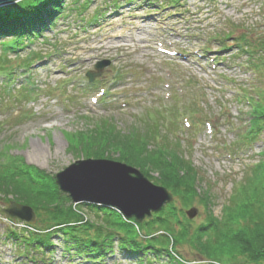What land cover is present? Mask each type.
I'll return each mask as SVG.
<instances>
[{"label": "rangeland", "instance_id": "1", "mask_svg": "<svg viewBox=\"0 0 264 264\" xmlns=\"http://www.w3.org/2000/svg\"><path fill=\"white\" fill-rule=\"evenodd\" d=\"M110 1L88 5L83 21L65 12L40 37L23 41L20 51L2 53L0 46V160L17 156L54 181L72 162L93 158L73 150L69 134L90 133L105 123L126 131L156 118L160 134L177 139L201 176L198 186L212 199L206 207L197 196L184 200L168 190L179 219H188L184 211L192 207L197 209L188 219L193 223L206 212L225 219L229 197L264 148L263 133L233 150L243 144L250 123V106L239 94L251 101L258 91L264 103V0H179L175 7L131 0L116 9L108 7ZM238 36L255 51H239ZM27 59L37 61L27 66ZM102 61L108 64L89 85L85 73ZM115 157L112 152L103 159L119 161ZM144 176L158 185L153 176ZM8 204L0 200V264H138L115 242L112 253L97 263L63 252L57 236L47 250L23 247L6 235L26 228L5 218L1 209ZM82 210L83 219L93 217ZM183 248L177 254L197 264L196 255ZM165 258L151 264H164ZM149 259L152 255L141 260ZM225 260L239 264V257Z\"/></svg>", "mask_w": 264, "mask_h": 264}, {"label": "trees", "instance_id": "2", "mask_svg": "<svg viewBox=\"0 0 264 264\" xmlns=\"http://www.w3.org/2000/svg\"><path fill=\"white\" fill-rule=\"evenodd\" d=\"M68 1L20 0L0 7L2 53L20 51L23 41L29 43L40 37L65 12L76 15L79 21L85 20L83 11L95 2L70 0L67 5ZM122 1L131 2L111 0L108 7L116 9ZM141 1L144 5L159 2L164 7L179 6V0L165 3L162 0ZM98 13L92 20L97 21ZM222 38L221 43L228 36L225 34ZM237 41L239 51H255V47L244 37L238 36ZM28 59L23 61L27 66L37 61L28 63ZM239 97L250 106V123L248 132L241 138L243 144L235 145L233 150L247 147L249 142H254L264 133V103H260V92L257 91L256 98H251V101L242 93ZM156 117L159 118V115L156 114ZM149 122L150 125L126 131L105 123L90 133L69 134V144L73 150L80 148L85 157L103 158L113 152L116 160L138 167L171 193L184 200L197 196L208 207L211 196L198 186L202 182L201 176L179 150L177 139L167 141L160 134L159 119H150ZM258 155L261 159L248 164L245 180L237 185L229 197L232 204H227L223 211V216L228 214L227 217L220 220L206 212L199 224L184 217L183 220L179 219L173 202L166 203L150 219L141 223L133 218H124L112 207L73 204L65 195L58 194L52 178L23 163L21 158L10 157L7 163L0 160V200L30 206L37 219L35 225L22 223L26 228L19 230L23 232L11 229L6 235L14 241L25 243L21 245L23 247L28 245L31 249L40 250L49 249L52 246L51 237L57 236L60 237L63 252L94 263L101 260L100 257L112 253L115 242V247L125 257L135 258L138 264L157 263L156 260L162 261L165 257L167 262L164 264H191L177 254L183 247L196 255L197 264H227L225 258L230 260L236 257H239V264H264V148ZM82 208L93 217L83 219ZM5 218L10 220L7 216ZM149 255H152V259L148 262L141 260Z\"/></svg>", "mask_w": 264, "mask_h": 264}, {"label": "water", "instance_id": "3", "mask_svg": "<svg viewBox=\"0 0 264 264\" xmlns=\"http://www.w3.org/2000/svg\"><path fill=\"white\" fill-rule=\"evenodd\" d=\"M20 0H0V7ZM108 61L98 62L94 71H87L92 81ZM54 183L59 195H65L73 204L89 203L116 208L125 218L141 223L171 202L172 194L163 186L155 185L137 168L126 163L103 158L79 159L55 173ZM1 211L10 219L35 223L33 209L25 204L10 201ZM188 219L197 214V209L184 211Z\"/></svg>", "mask_w": 264, "mask_h": 264}, {"label": "bare ground", "instance_id": "4", "mask_svg": "<svg viewBox=\"0 0 264 264\" xmlns=\"http://www.w3.org/2000/svg\"><path fill=\"white\" fill-rule=\"evenodd\" d=\"M34 148H35V149H39V146H38V145H34Z\"/></svg>", "mask_w": 264, "mask_h": 264}]
</instances>
